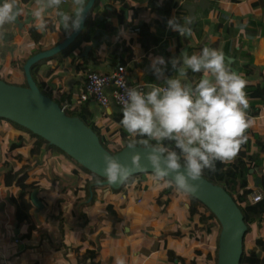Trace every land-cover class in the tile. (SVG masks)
Instances as JSON below:
<instances>
[{"label":"crops","instance_id":"1","mask_svg":"<svg viewBox=\"0 0 264 264\" xmlns=\"http://www.w3.org/2000/svg\"><path fill=\"white\" fill-rule=\"evenodd\" d=\"M194 1L196 0H179V5ZM253 1L256 0L239 2L223 0L219 4L220 9L215 8L208 15H204L203 12L210 6L206 9L198 7L196 17L200 16L202 20L201 27L197 29L199 35L193 33L189 45L183 46V36L171 30L169 26L162 29L158 25L157 15L146 11L143 3L126 0L127 3L135 4L140 8L137 13L134 10L130 11L125 23L120 24L119 19L112 13L120 5L111 6L110 0H100L98 8L101 12L100 18L107 19L115 30H102V34L98 37L97 53L101 63L95 64L90 59L89 63L87 62V68L103 73L112 72L117 67L112 51L118 42L124 40L131 45L134 53L133 58L125 65L130 84L134 87L140 84L163 86L166 79L176 75H173L175 69L171 61L179 58L185 48H187L185 52L189 55L199 54L203 49L202 44L209 43V48H213L212 43L221 39L216 49L221 50L226 57L234 59L232 63L227 59L226 64L228 66L232 64L241 75L240 67L247 59L241 57L238 50H247L253 56L259 74L243 78L247 81V86L259 83L263 85L264 76L261 72L264 73V37L256 38L252 53L244 46L249 38L245 35V28L241 26L242 23L248 25V22L253 19V12L251 15L249 7H252V11L254 9L255 14L264 13L263 7L254 8L252 6ZM20 7L23 10L19 16L20 22L15 21L14 24L5 25L0 29V78L10 83L26 82L25 60L34 55L36 49H50L69 35L59 24L55 11L49 10L46 14L47 29L43 33L37 31L41 34V38L36 40L31 33V29L35 27L30 16V12L35 7V0H20ZM62 9L71 11V0H65ZM142 9H145L148 16L153 15L151 20H143L145 15L141 12ZM178 9L179 7L175 8L172 19L176 18L180 21L184 14ZM220 12L225 14V17L223 25L217 28L216 25L221 23ZM145 21L151 25L155 33L162 37L160 43L152 46L148 51L144 50L139 43L138 34L131 30ZM229 22L234 23V26L227 33L225 25ZM239 26L242 27L240 30ZM228 40H231L229 48L225 45ZM72 45L73 43L67 49ZM180 48L181 54L179 53ZM77 53L76 51L75 54ZM76 56L78 54L46 61L40 65L37 73L39 79L47 82L55 90L54 96L60 97L61 94L68 93L74 98V103L80 100L79 96L85 89V70L78 67L82 63V58L77 59ZM83 57L87 56L83 55ZM157 57H163L166 62L162 66L164 72L159 79L151 68L153 59ZM186 79L192 84L199 81L195 76H187ZM106 91L108 94L111 93L109 87ZM247 98L250 104L251 99ZM89 104L101 125L111 126V130L106 132L108 137L112 133L116 136L121 125L114 123L105 114H111L120 109L111 94L109 104L111 112L93 99H90ZM256 109H258L256 115H250V111L246 110L247 117L251 121L250 127L245 132L249 146L240 147L239 152L243 153V159L249 161L250 165L252 164L251 157L260 152V155L252 161V165L255 166L250 169L248 180L249 186L254 189L253 193L264 196L260 185L264 180V101H258ZM6 136V141L12 140L11 144L18 143L20 147L17 149L24 154L26 159L33 161L32 170H34H31L30 174L32 179L39 181L41 177L37 174L40 168L35 164L44 159L43 157H56L57 154L50 152L51 150L43 141L32 136L25 129H20L7 120H0V138L5 139ZM1 141L0 139V145ZM9 148L10 146L5 149L4 154H0V264H113L117 256L124 257L127 264H203L205 255L214 256L213 253L206 252L199 239L197 230L200 225L203 226V223L200 222V214L192 216L189 211L191 203L189 194L178 192L175 187L169 186L172 187L171 192L164 194L162 198L169 199L170 202L160 205L157 198L168 186L161 193L156 190L153 192L151 188L148 189L147 177L145 179L140 177L122 190L113 189L110 186L103 187V184H98L96 181L87 192L85 181L91 179V175L79 165L74 164L70 166V169L67 167L66 171L61 174L66 178H72L71 184H77L75 190L73 192L64 191L62 186L60 194L58 193L57 199L55 198L56 201L51 200V198L54 200L53 197L49 200L50 213L46 211L48 193H38V198L37 193H33L31 200L35 222L19 225L15 219L16 207L11 200V195L17 189L5 184L4 175L11 167L14 169L21 167L15 166V162L21 165L22 162L8 156ZM236 157L229 162H233ZM256 176L261 178L258 186L254 183ZM82 181L84 184L81 183ZM155 183L163 184L156 180ZM40 189H42V183L37 190ZM131 191H137L136 201H130ZM186 196H189V202L186 201ZM144 197L149 199L146 206ZM58 199H61L62 206H59ZM109 204L112 205L111 208ZM200 210L203 211L204 208ZM61 213L63 219L59 220ZM260 237H264V220L251 224V230L246 236L247 246L257 248L256 240ZM215 240L217 245L218 241L216 238ZM87 251H95L96 256ZM84 258L87 261H82Z\"/></svg>","mask_w":264,"mask_h":264},{"label":"clouds","instance_id":"2","mask_svg":"<svg viewBox=\"0 0 264 264\" xmlns=\"http://www.w3.org/2000/svg\"><path fill=\"white\" fill-rule=\"evenodd\" d=\"M65 0H35L30 12L38 32L47 29L46 14L55 11L61 27L71 35L83 21L86 0H71V11H64ZM20 0H0V29L14 24L22 14ZM190 19L181 23L168 21L171 30L181 36L190 33ZM166 64L163 57L154 58L151 68L159 79ZM176 75L163 86L146 84L126 88L121 99L120 124L133 137L129 148L139 144L146 151L147 165L139 154L131 158V166L122 164L110 154L103 156L102 169L108 184H123L133 172L151 167L156 187L173 186L176 191L194 194L204 170H214L215 163L233 160L245 142L251 121L245 92L247 81L226 64L221 50L204 47L199 54L183 53L171 61ZM203 73L195 84L187 82L188 71ZM155 143H152V142ZM165 141L174 143V149ZM113 264H127L117 256Z\"/></svg>","mask_w":264,"mask_h":264},{"label":"trees","instance_id":"3","mask_svg":"<svg viewBox=\"0 0 264 264\" xmlns=\"http://www.w3.org/2000/svg\"><path fill=\"white\" fill-rule=\"evenodd\" d=\"M209 1H210V7L203 12L204 15H208L209 12H211L213 9L219 8L220 7L219 4L223 0H209ZM227 1L239 2L241 0H227ZM134 2L139 4L143 3L144 4L143 8H145L152 14H156L158 17L157 19L158 25L162 29H165L168 26V21L172 19L173 14L175 12V8L177 7H179L178 11L184 14L182 17L183 19L180 20V22L184 23V21L185 22L187 21L188 13L183 8V5H179V0H134ZM110 3L112 4L111 6H113V4L120 5L112 12L119 19L120 24L125 23L127 14H129L130 11L134 10L137 13L140 8L135 4L131 5L127 3L126 0H110ZM99 6H100V0H96L94 8L90 11V13L87 16L83 31L73 42V45L70 48L68 49L66 48L52 57L41 59L31 67V73L42 93L52 97L61 106H63V102L65 100H68L70 105L65 108V112L70 116L80 117L88 126H90L98 134L102 145L106 149H108L112 153H117L122 148L129 145V142L132 139H134L126 132V130L120 124V120L122 119V111L119 106H118L120 108L119 111H113L111 114L105 113L113 120L114 123L121 125V127L118 129V134L116 136L115 135L113 136L114 133H112L111 136L108 137L106 132L111 130V126L101 125L99 119L97 118V115L90 108V104H89L90 98L86 101L78 100L77 103H74L75 102L74 98L68 93L61 94L60 97L54 96L55 90L47 82L37 77V73L40 65L56 57L63 58L67 55L75 56L78 54V56H76L77 59L82 58V63H80L78 67L83 70H86L87 65L89 63L88 61L90 59H92V61L95 64L101 63V60H99L97 56L99 46H97L96 49H92L89 52L88 57H83V52L86 46L92 43L94 39V35L98 28H100L101 31L104 29L110 31L115 30V27L110 22H107V19L100 18L101 12L98 10ZM252 6L254 8L256 7L264 8V0L253 1ZM219 16L221 19V23H218V25H216L217 28L223 25L222 22L224 21L225 14L220 12ZM249 22L250 25H245L242 23V27L245 28L246 37L248 38L264 37V19L261 21H256L254 19H251ZM201 25H202V20L200 16H197L190 25V33H189L190 36H188L187 34L183 36L184 38L183 46L189 45L193 33L199 35L197 29L200 28ZM233 26L234 23L232 22L227 23V25H225V31L229 33V30H231ZM131 30L138 34V41L146 51L150 50L149 48H152V46L158 45L162 39L161 36H159L157 33H155L152 30L151 25L146 21L140 23L137 27H133ZM31 33L32 35H34L36 40L41 38V34L38 33L35 28L31 29ZM220 40L221 39L216 40L215 42L212 43L211 46H213V48L216 49L217 46L220 44ZM225 45L229 48L231 46V40L226 41ZM204 47H210L209 43L202 44V48ZM42 50L43 49H36L35 54ZM76 51L78 52L77 54H75ZM180 51L181 48L179 49V53ZM238 51L240 52L239 54L241 57H245V60L247 59L244 65L240 67V71L243 73V74L241 73V76L242 77L255 76L259 74L258 67L254 64L253 56L247 50L241 49ZM112 53L114 56V63L116 66L126 65L133 58L134 55L131 45L124 40L118 42L115 45ZM225 59L227 60L226 56ZM26 61L27 60H25V62ZM261 73L262 76H264V73L263 72ZM174 74H176V71L173 73V75ZM202 74L203 73H193L190 70L188 71V76L191 77L195 76L196 79H199ZM18 85L26 86L28 84L27 82H25L23 84H18ZM245 92L247 97L251 99V103L249 104L248 107V110L250 111L249 114L256 115L258 113V109H256V103L261 100L264 101V84L262 85L261 83H259L253 86H246ZM0 120H7L13 123L16 127H19L20 129H25L32 136L37 137L38 139L43 141L47 146H53L52 144L49 143V141H47L40 135L33 133L32 131L21 126L18 123H15L9 119L1 118V117ZM152 143L155 142L153 141ZM164 143L166 144V146L174 149V143L169 141H165ZM244 145L245 147L249 146L247 139L245 140L244 143L241 144L240 147ZM18 147H20L18 143L15 142L12 143L9 148L8 156L10 155L11 159H15L19 162H22V165L19 169H14L11 167L4 175V182L7 186H14L17 189L16 192L11 195V200L16 207L15 219L17 223L19 225L23 223L34 224L35 218H34L33 202L31 200V197L34 191L40 188V181L31 178L30 169L32 168L33 161L31 159H26L24 154L17 149ZM258 155H260V152L254 154L251 157L250 160L252 164H253L252 161H254ZM252 164L250 165L249 161L243 159V153L239 152L238 156L233 162L217 161L215 163L214 170L205 169L203 173V177H205L212 183L220 185L223 188H225L234 198V200L238 203L240 209L243 212L244 219L247 224V231L243 242V253L240 264H264V237H260L256 240L257 248H252L247 246V242H246V236L251 230V224L255 221L264 220V196L262 195V199L258 202H252L250 200V195L254 192V189H252L249 186V180H248V174L250 173V169L253 166H255ZM79 166L82 167L87 173L91 175V179L87 180L85 184L86 185L85 188L87 192L89 191L91 185L94 186L93 182L103 180V178L98 176L96 173L88 170L82 165ZM148 173H152V172H143L134 176H130L128 180L123 184V186L117 190L125 189L126 186L131 184L137 178L138 175L140 176ZM260 185L264 192V180ZM171 190L172 187L169 188L167 187L164 189V192L158 196L157 202L160 205H164L165 203L168 204L170 202L169 199L164 200L162 196L164 194L170 193ZM109 207L111 208L112 205L109 204ZM189 208H190L189 211L192 216L195 214H200V222L206 224L205 229L207 233H211L213 228L217 224H220L217 217L211 212V210L207 206H205L201 201H199L198 199L192 196H191V203ZM201 208H204V211L200 210ZM206 211L208 212V214L206 213ZM62 219H63V214L61 213L59 215V220ZM87 252L92 253L93 255L96 256L95 251H87ZM91 258H93V256ZM82 261H87V259L84 258L82 259ZM216 262H218V248L216 254Z\"/></svg>","mask_w":264,"mask_h":264},{"label":"water","instance_id":"4","mask_svg":"<svg viewBox=\"0 0 264 264\" xmlns=\"http://www.w3.org/2000/svg\"><path fill=\"white\" fill-rule=\"evenodd\" d=\"M95 2L96 0L87 1L83 13V21L78 31L72 32L71 35H68L66 39L56 46L32 55L26 61L24 71L28 85L8 83L0 78V117L20 124L33 133L40 135L49 141L50 144L62 149L79 164L102 177L103 180L98 184L109 185L113 189H119L124 183L110 185L104 177L102 171L104 167L103 156L110 154L122 164L131 166L132 156L139 154L141 163L147 165V161L144 158L146 155L144 148L137 145L136 149L133 150L127 145L117 153L110 152L102 145L98 134L80 117L68 115L58 102L42 93L31 73V67L35 63L58 54L77 39L84 29L87 16L94 8ZM209 6V0H196L192 3L183 4V8L188 13L187 21L190 19L189 28L192 21L196 18L197 8L206 9ZM16 22H20L19 17ZM100 34H102L101 29H97L92 43L88 44L83 52L84 56L88 57L89 52L98 46ZM186 50L187 48L183 50V53ZM226 58L230 63L234 60L230 57ZM229 67L232 71L239 74V70L232 64ZM107 110L111 112L110 107ZM151 171V167L146 166L144 171L133 172L131 176ZM260 180L259 176L254 178L255 186L259 185ZM197 184V192L189 195L207 206L221 225L217 264H240L243 242L247 231V224L242 210L230 193L222 186L212 183L203 176L197 181Z\"/></svg>","mask_w":264,"mask_h":264},{"label":"rangeland","instance_id":"5","mask_svg":"<svg viewBox=\"0 0 264 264\" xmlns=\"http://www.w3.org/2000/svg\"><path fill=\"white\" fill-rule=\"evenodd\" d=\"M251 9H252V7H249V12L251 15L253 12L252 17L254 20L261 21L264 19V13L263 12L259 13V14H257V13L255 14L254 9H253V11ZM144 10L145 9L141 10V12H143L145 15L143 20H151L153 15L148 16V13L146 12L147 10L146 11H144ZM246 10H248V9L246 8ZM248 23H246V24L250 25V22H248ZM241 26H242V24H241ZM241 26H239V28H238L239 30L242 28ZM255 40H257V39L256 38H249V40H247L246 43L244 44L246 49H249V51L252 53H253V49L255 47ZM24 75L26 78L25 73H24ZM25 80L27 82V78ZM16 84H23V83H16ZM0 139L2 140L1 142L4 143V144L1 143V145H0V154L2 155V154H4L5 149H7L10 146L12 140L6 141L7 136L5 139H3L2 137ZM48 147L51 150L50 152L57 154V156L56 157L50 156L49 158L43 157L44 159L39 161L38 164L37 163L35 164L36 166H38V168H40L38 170L39 173L37 175H39L41 177V178H39V181H41L40 187H41V183H42V189L36 190L34 193H37V198L39 195L38 193H40V194H44V192L48 193L46 195V197H47L46 199L48 201H46V200L45 201H46V211L50 213L51 212V203L49 202L50 198L53 197L54 200L52 198H51V200L55 202L57 197H58V193H59L60 189L62 188V186H63L62 190L73 192L75 190V186L77 185V184L72 185L71 184V181H73L72 178H66L63 174H61V172L63 173L64 171H66L67 167H69V169H70V166H72L73 164L76 166L81 165V164H79L74 158L69 156L62 149H60V148L58 149L57 146L55 147L53 145V146H48ZM14 165L15 166H18V165L21 166V163L15 162ZM32 168H33V166H32ZM32 168L30 169V171L32 170ZM30 176H31V174H30ZM140 177L143 179H145L147 177L146 178V181H147L146 184L148 185V189L151 188V190L153 192H154V190H156V192L161 193L162 190L166 187V186L156 187L155 185L157 183H155V180L153 178L152 173L143 174L140 176L138 175L134 181H137ZM31 178H33V177L31 176ZM81 183L84 184V181H82ZM85 183H86V181H85ZM97 183H100V181ZM71 186H73V188H70ZM106 186H109V185H104L103 187H106ZM172 187H174V185ZM137 196H138L137 191H131V193L129 194L130 201H136ZM35 198L36 197L34 196V200H35ZM144 198H145L144 205L146 206V205H148L149 199H147V197H144ZM185 199H186V201L189 202V196H186ZM73 200H75V199H73ZM58 201L60 203L59 206H62L61 199L60 200L58 199ZM206 213L208 214L207 211H206ZM205 226H206V224H204V223H203V226L200 225V228L197 230V234L199 235V237H200L199 239H201L202 246L206 250V252H209V254L213 253L214 256L212 255L209 257V256L205 255L203 258V264H216L217 263L216 262V254H217L218 242L216 245L215 238L217 239V241H219V236H220V232H221V225L217 224L213 228L211 233L206 232ZM248 237H250V235H248Z\"/></svg>","mask_w":264,"mask_h":264},{"label":"built area","instance_id":"6","mask_svg":"<svg viewBox=\"0 0 264 264\" xmlns=\"http://www.w3.org/2000/svg\"><path fill=\"white\" fill-rule=\"evenodd\" d=\"M85 90L81 93L80 100L86 101L89 98L98 102L107 109L110 104V94L117 106L122 108L121 99L125 96L126 88L134 87L128 79V70L125 65H118L112 72L103 73L93 68H86L85 72ZM111 89L108 94L106 88ZM141 90L146 91L144 84L137 85ZM70 105L68 100L63 102L65 109ZM262 199L261 194L253 193L250 197L252 202H258Z\"/></svg>","mask_w":264,"mask_h":264}]
</instances>
